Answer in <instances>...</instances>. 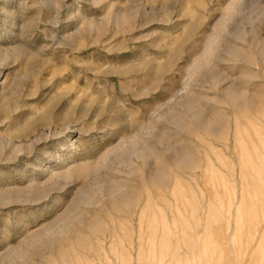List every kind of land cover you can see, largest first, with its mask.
Here are the masks:
<instances>
[{"label": "rangeland", "instance_id": "rangeland-1", "mask_svg": "<svg viewBox=\"0 0 264 264\" xmlns=\"http://www.w3.org/2000/svg\"><path fill=\"white\" fill-rule=\"evenodd\" d=\"M0 264H264V0H0Z\"/></svg>", "mask_w": 264, "mask_h": 264}, {"label": "bare ground", "instance_id": "bare-ground-1", "mask_svg": "<svg viewBox=\"0 0 264 264\" xmlns=\"http://www.w3.org/2000/svg\"><path fill=\"white\" fill-rule=\"evenodd\" d=\"M214 45H215V43H214ZM210 47H211V46H210ZM186 88H187V87H186ZM154 117H155V116H154ZM143 127H144V126H143ZM141 128H142V127H141ZM131 140H132V142H133V139H131ZM134 140H135V139H134ZM130 142H131V141H130ZM132 142H131V143H132ZM136 143H137V142H136Z\"/></svg>", "mask_w": 264, "mask_h": 264}]
</instances>
